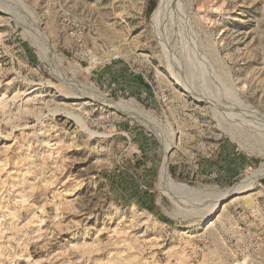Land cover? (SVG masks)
Listing matches in <instances>:
<instances>
[{"label": "rangeland", "instance_id": "374dc122", "mask_svg": "<svg viewBox=\"0 0 264 264\" xmlns=\"http://www.w3.org/2000/svg\"><path fill=\"white\" fill-rule=\"evenodd\" d=\"M263 118L264 0H0V264H264Z\"/></svg>", "mask_w": 264, "mask_h": 264}, {"label": "bare ground", "instance_id": "6f19581e", "mask_svg": "<svg viewBox=\"0 0 264 264\" xmlns=\"http://www.w3.org/2000/svg\"><path fill=\"white\" fill-rule=\"evenodd\" d=\"M91 98V97H90ZM98 98V97H97ZM98 100H99V98H98ZM200 100V99H199ZM103 102V101H102ZM103 103H105V104H108L109 106H112V107H114V108H116V109H122L123 107L122 106H120V105H116V104H113V103H108V102H103ZM240 105V104H239ZM241 109V111L243 112V113H245L246 115H249V116H251V117H253V114H254V112L253 111H251L250 109H248V108H244V107H241L240 108ZM124 110V109H123ZM122 110V111H123ZM125 111H127V110H125ZM239 114H240V112H239ZM244 114V115H245ZM245 115V116H246ZM256 115V114H255ZM248 117V116H247ZM256 116H254L253 118H255ZM261 117V116H260ZM258 119V118H257ZM260 119V118H259ZM262 119V118H261ZM264 119V118H263ZM164 175L167 177L165 180H168V178H169V176H168V171H167V167L165 168V170H164ZM264 175V165L261 167V169H259L258 170V172H256V174L254 175V179H257V178H260L261 176H263ZM249 182V181H248ZM247 182V183H248ZM251 182V181H250ZM253 183V182H252ZM244 184V183H243ZM247 185V184H246ZM246 188L247 187H245V186H236L235 188H233L230 192H228V193H226L224 196H222V198H221V200L222 199H225V198H227V196L228 195H231V194H236V193H242L244 190H246ZM219 202V201H218Z\"/></svg>", "mask_w": 264, "mask_h": 264}, {"label": "trees", "instance_id": "16d2710c", "mask_svg": "<svg viewBox=\"0 0 264 264\" xmlns=\"http://www.w3.org/2000/svg\"><path fill=\"white\" fill-rule=\"evenodd\" d=\"M154 8V5H152L151 7H150V10H152Z\"/></svg>", "mask_w": 264, "mask_h": 264}]
</instances>
